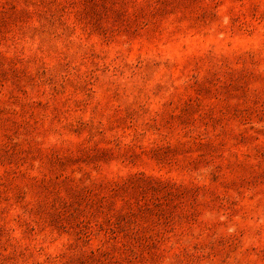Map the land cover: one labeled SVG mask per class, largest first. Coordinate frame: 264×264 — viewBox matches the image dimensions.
Masks as SVG:
<instances>
[{"label":"rangeland","instance_id":"obj_1","mask_svg":"<svg viewBox=\"0 0 264 264\" xmlns=\"http://www.w3.org/2000/svg\"><path fill=\"white\" fill-rule=\"evenodd\" d=\"M0 264H264V0H0Z\"/></svg>","mask_w":264,"mask_h":264}]
</instances>
